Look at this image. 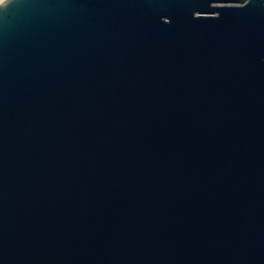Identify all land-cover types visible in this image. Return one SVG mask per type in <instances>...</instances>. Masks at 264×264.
<instances>
[{
    "label": "water",
    "instance_id": "1",
    "mask_svg": "<svg viewBox=\"0 0 264 264\" xmlns=\"http://www.w3.org/2000/svg\"><path fill=\"white\" fill-rule=\"evenodd\" d=\"M0 264H264V0H0Z\"/></svg>",
    "mask_w": 264,
    "mask_h": 264
}]
</instances>
